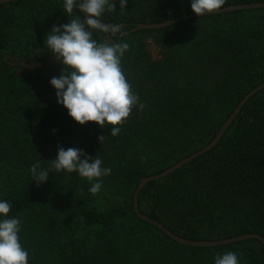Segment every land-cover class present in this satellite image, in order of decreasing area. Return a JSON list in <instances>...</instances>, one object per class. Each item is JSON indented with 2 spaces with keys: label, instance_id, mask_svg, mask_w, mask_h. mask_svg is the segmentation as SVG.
<instances>
[{
  "label": "trees",
  "instance_id": "obj_1",
  "mask_svg": "<svg viewBox=\"0 0 264 264\" xmlns=\"http://www.w3.org/2000/svg\"><path fill=\"white\" fill-rule=\"evenodd\" d=\"M252 2L264 0H225L222 7ZM62 5L0 4V198L12 204L8 215L22 221L19 236L29 264H214L227 251L237 253L241 264H264L257 239L186 246L133 209L141 177L205 146L241 98L264 81V7L127 33L136 23L193 13L190 0H128L123 12L115 0L117 8L103 21L124 23L129 49L121 67L144 107L134 105L112 136L110 125L74 121L49 83L62 65L44 42L54 23L69 22ZM93 38L120 40L104 32ZM58 144L83 149L112 169L98 194L75 173L51 171L39 185L31 180L30 165L38 160L48 168ZM141 149L146 155L140 158ZM107 189L109 202L103 199ZM137 201L141 212L189 240L264 237V88L213 148L148 182Z\"/></svg>",
  "mask_w": 264,
  "mask_h": 264
},
{
  "label": "clouds",
  "instance_id": "obj_2",
  "mask_svg": "<svg viewBox=\"0 0 264 264\" xmlns=\"http://www.w3.org/2000/svg\"><path fill=\"white\" fill-rule=\"evenodd\" d=\"M128 0H119L121 12ZM225 0H190L191 10L198 16L219 10ZM63 11L69 22L54 23L46 34L47 49L62 65L59 76L49 80L55 89L57 103L67 109L74 121L83 125L94 121L100 127L110 125V134L117 136L132 107L139 103V96L132 91L121 67L122 57L129 49L125 33L119 25H106L105 12H114L115 0H63ZM74 9L82 15L73 17ZM70 17H73L70 19ZM118 34L117 43L99 42L93 33ZM56 130L53 129V132ZM104 135L99 136V140ZM63 171L77 174L90 183L92 195L100 192L101 179L111 174L110 167H102V160L86 154L83 149L57 145V154L48 168L37 160L29 167L32 181L37 185L49 180V173ZM12 204L0 198V264H29V253L22 246L19 233L22 221L8 214ZM214 264H241L237 253L227 251L214 257Z\"/></svg>",
  "mask_w": 264,
  "mask_h": 264
},
{
  "label": "water",
  "instance_id": "obj_3",
  "mask_svg": "<svg viewBox=\"0 0 264 264\" xmlns=\"http://www.w3.org/2000/svg\"><path fill=\"white\" fill-rule=\"evenodd\" d=\"M10 1H14V0H0V4L7 3V2H10ZM263 7H264V2L231 4V5H227V6L221 7L219 10H215V11H213L211 13H208V14H205V15H202V16H198L197 14H195L193 12V13H188V14H183V15H180V16H176V17L164 20L162 22L136 23L133 27H131L127 31V33L136 32L137 30H141V29L151 30V29L165 28V27H168V26L173 25V24L178 23V22L188 21V20H191V19H194V18L203 17V16H207V15H210V14H220V13H226V12L235 11V10H249V9H257V8H263ZM104 23L106 25L111 26L107 22H104ZM117 25L124 26V23L117 24ZM110 34H112V33H110ZM112 35H115V34H112ZM263 88H264V81L259 83V84H257L252 89H250L241 98V100L236 104V106L233 108V110L228 115V117L223 121V123L221 124V126L219 127V129L217 130L215 135L213 136V138L205 146H203L200 149L192 152L191 154L181 158L180 160H178L174 164L168 166L167 168H165L161 172H159L157 174H151V175L143 176V177H141L138 180V182L136 184V187L134 189L133 209H134V212L136 213V215L140 219H142V220H144V221H146V222H148V223H150L152 225H155L157 228H159L163 233H165L172 240H174V241H176V242H178L180 244L186 245V246L212 247V246H219V245L235 243V242L243 241V240H246V239H257V240L261 241L262 244L264 245V237L259 235V234H257V233H243V234H239V235H236V236H233V237L222 238V239H214V240H189V239L180 237V236L174 234L173 232H171L167 227H165L159 221H157L155 219H152L149 216H147L146 214H144L143 212H141L139 210L138 201H137V194H138L139 190L143 186H145L148 182L153 181V180H159V179L171 174L172 172H174L178 168L182 167L184 164L190 162L194 158L202 155L203 153H205V152L209 151L211 148H213L217 144V142L220 140V138L224 135L225 131L231 125V123L236 118V116L240 112L241 108L245 105V103L255 93H257L258 91H260Z\"/></svg>",
  "mask_w": 264,
  "mask_h": 264
},
{
  "label": "rangeland",
  "instance_id": "obj_4",
  "mask_svg": "<svg viewBox=\"0 0 264 264\" xmlns=\"http://www.w3.org/2000/svg\"><path fill=\"white\" fill-rule=\"evenodd\" d=\"M139 153H142V154H140V158L144 157L146 155V151L144 149H141L139 151ZM102 185L105 186L106 183L102 184ZM104 192L106 193V197L103 199H106L108 202L111 201L113 199V196L109 193L108 189H107V191L105 190ZM240 245H244V244L241 243Z\"/></svg>",
  "mask_w": 264,
  "mask_h": 264
}]
</instances>
